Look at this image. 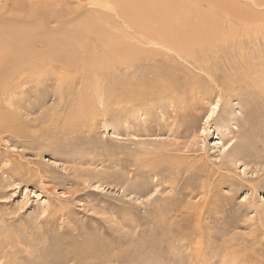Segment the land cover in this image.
<instances>
[{
  "label": "rangeland",
  "instance_id": "1",
  "mask_svg": "<svg viewBox=\"0 0 264 264\" xmlns=\"http://www.w3.org/2000/svg\"><path fill=\"white\" fill-rule=\"evenodd\" d=\"M6 1L9 4L0 10L1 17L24 15L13 11L12 2ZM48 1H58L53 5L66 12L71 29L89 13L88 0H27L26 4L31 7L39 3L37 6L41 7ZM250 1L257 0H183V4L192 8L187 15L191 19L202 15L212 20L211 32L217 34L213 46L225 51L239 50L247 56L264 55V7H255ZM181 3L175 2L178 6ZM227 5L241 10L243 19L253 16L262 23L256 21L247 35L240 17L233 14V18L230 12L234 11ZM110 15L115 17L111 12ZM32 18L36 20L35 16ZM219 19L223 23H218ZM57 24H50V29L59 28ZM225 25L227 28L222 27ZM258 28L263 32L257 33ZM177 62L188 66L191 73L201 74L184 62ZM149 73V68H143L137 75L147 81L151 80ZM121 76L106 89H117ZM260 79L233 85L225 102L219 104L217 91L209 94L208 86L212 85L204 79L203 86L193 91L208 95L190 101L192 118L180 106L184 98L180 92L177 97L174 95L179 100L175 104L169 99H145L131 107L116 97L117 101L105 98L103 106L90 88L83 94L87 102L86 109L79 113L78 130L71 133L63 127L67 117L82 104L78 86L68 98L71 101L59 98L57 86L45 88L42 93L26 90L27 95H17L21 102L16 108L23 114L21 121L26 124V131L11 133L7 126L0 134V264H13L9 252L18 253L19 264H44L52 243L59 247L57 252L61 250L62 256L66 247L73 255L86 249L89 242L101 247L94 236L104 234L106 227L113 234L120 228L131 235L125 241L114 236L108 238L113 244L105 242L104 247L115 256L110 264H126L120 259L139 253L138 246L143 254L153 249L155 253L149 254L148 262L144 257L136 264H177L179 259L180 264H192L190 253L199 238L206 242L201 264H264V76L259 82ZM54 89L56 92H52ZM40 96L46 100L44 103L38 101ZM23 101L25 104H21ZM35 101L41 103V108L24 113L23 108L33 106ZM11 108L13 112L17 110ZM5 112L7 108L2 114ZM49 117L54 121H49ZM238 150L240 156L235 159ZM155 161L167 167L151 169L146 175L141 165ZM206 176L211 184L208 190L212 189L219 202L212 210L198 214L195 227L190 217L179 212L201 202V184ZM177 216L183 217L180 231H174L180 222L176 223ZM172 234H177L176 245L173 244L176 251H163L164 256L159 258L157 248L165 243L158 240L164 235L171 238Z\"/></svg>",
  "mask_w": 264,
  "mask_h": 264
},
{
  "label": "bare ground",
  "instance_id": "2",
  "mask_svg": "<svg viewBox=\"0 0 264 264\" xmlns=\"http://www.w3.org/2000/svg\"><path fill=\"white\" fill-rule=\"evenodd\" d=\"M10 1L14 7L13 11H20L21 14L24 15L20 17H14L15 15L10 17L7 15L8 17L4 18L1 17L2 15L0 14V134L4 132V127L7 126L11 133L20 131L22 134V131H26V124L21 121L23 114L19 112L20 108H16L20 106L18 104L21 102L16 96L24 92L26 93V90H28L27 92L29 93H42L45 88H52L53 86L55 88L57 86V95L62 101H66V99L74 94L75 90H78V86L79 91L77 94L80 99H83V101L80 102L82 104L79 105L77 112H72L73 114L71 116L69 115L70 117L68 116L69 119L67 117L68 120L66 119L63 127L64 131H69L71 133L78 130L76 126L79 115H81L79 113L86 109L84 108V103L87 102V99L84 98L86 96L83 94L90 90V88L100 97V105H103L106 99L108 101L114 99L117 101L118 99L116 97H121L122 99L118 101H124L126 102H123L124 104H128V106L131 105V107L140 105L141 101L145 99H158L159 101L169 99L175 104V101L178 100L176 97L180 92L184 95V98L180 102V106L182 105V108H185V113L189 114L188 117L192 118V114L194 113L190 108L192 105L190 101L199 98L203 99L208 95L205 94V96H200L199 92L196 94L193 91L196 90L197 87L203 86L204 79L212 85V89L208 86L209 84L207 85L209 94H216L210 92L214 89L217 91L219 95V97H217L221 99V101L218 100L219 104L222 101L225 102V98L231 89H233V85L238 86L240 81H244L245 84H248L247 82L250 83L251 79L254 83L258 78L262 79L264 76V55L247 56L239 50L233 49L234 51H232L230 47V51L227 48V51H225V49H218V47L213 46V43H215L213 41H215V35L217 36V34L211 32L214 26L212 20L202 17V15H200V18L191 19L192 17L187 15L190 14L192 8L190 7L191 9L189 10L188 6L183 4V0H88V4H90L89 13L76 24L74 29H71V22H69L68 19L66 20V12L61 9L58 10V8L55 7L58 1H48V4L46 3L45 6L41 7L37 6L39 3H35L36 5L33 3L31 7H28L26 4L27 0ZM5 2L7 1L0 0V10L8 6L9 3L7 2V4H4ZM175 2L182 3L178 6ZM255 2L258 3L256 4ZM255 2H251L255 7L256 5L260 8L264 7L263 0H257ZM259 2L261 3L259 4ZM223 7L226 8L225 5H223ZM218 8L221 9V7ZM27 9L30 14L26 13ZM228 9L234 11V13L230 12L233 18V14L240 17L239 21H241L242 25L246 28L244 32H246L247 35L251 33L250 30L252 31V27L256 25V21L260 20H258V18L255 19L253 16H248V18L243 19L242 16L244 14L241 15L242 11L240 10V12L237 9L234 10V6H228ZM222 11H224V9ZM110 12L115 14L116 18L114 16L111 17L112 15H110ZM27 14H29L30 17H28L29 15ZM142 14H147L145 15L147 18L143 17ZM24 16H26V18ZM33 16H35L36 20L32 18ZM219 20L221 21V19ZM55 22L58 23L57 25L60 27L50 29L49 25ZM218 23L223 22L221 21ZM260 23H262V21ZM217 27H219V25ZM222 27L224 28L226 25ZM263 28L262 26L261 29ZM261 29L258 28L257 33H260L259 30L263 32ZM213 30H215V28ZM257 33L255 34L259 38ZM261 36L264 37L263 34H261ZM158 47L159 49H157ZM177 60L191 66L190 70H197L201 72V74L197 76L191 73V71L188 70L189 68H186L188 66L182 67L183 63L181 65ZM143 68H149L151 80L144 81L140 80V77L138 78L137 72ZM142 73H144V71H142ZM249 75L251 78H249ZM119 76H121L122 79H118L120 81L117 84L118 88L107 90V86L112 85L115 81L114 79L117 77L119 78ZM180 80L183 81L181 83L183 87L179 84ZM28 85H31L30 88H24ZM55 90L56 89L52 92H56ZM174 95L176 97H174ZM41 96L38 100L39 102L45 100L43 97L41 100ZM54 96L56 97V95ZM22 97L21 99H23ZM69 100L70 99L67 101ZM39 102L33 103V106L29 104L31 107H28L29 105L27 107L24 106V113L30 114V112H36L41 105ZM21 104H25L24 101ZM11 107H15L14 109L17 110L13 112ZM6 108L7 113L5 112L6 114L4 115L2 111ZM49 121L53 122L54 119L50 118ZM23 134L25 133L23 132ZM20 137L22 136H19V138ZM10 141L12 142L11 137ZM249 146L251 145L249 144ZM251 153L253 154L252 151ZM247 154L251 156L249 151H247ZM239 156L240 151L238 150L235 159ZM171 163L174 164L173 162ZM143 165L141 166L143 167L142 170H145V173H149L151 169L156 171L159 169L164 170L167 167L165 163L161 161L147 162ZM206 179L207 180H203L201 184L203 189V198L201 202L198 205L185 206L186 208L184 207L185 209L179 212L184 216L190 217L195 227L197 223H199L198 214L200 216L212 210L214 205L219 202V199L212 194V189L208 190L210 181L207 176ZM171 212L169 211L168 213ZM168 216L169 215H167V217ZM177 218H179V220L175 219L177 221L176 223L180 222L176 224V226L174 225L176 227L174 231L176 229L180 231L181 225L184 224V222L181 221L183 217L177 216ZM200 223H203L202 218H200ZM107 230H109V227L105 228L104 234L94 236V241L97 243L98 240V244L101 247L96 245L92 246V243L89 242L86 244L88 247L86 249L83 248V251L78 255H73L69 248L66 247L64 248L65 255L62 256L61 250L59 251L60 253L57 252L59 247L52 243L51 249H48L45 253L47 260L44 264L112 263L115 256L111 254L110 248L104 247L105 242L113 244L112 241H109V237L118 236L120 237L119 240L122 241L129 238L131 235L122 232L120 228L116 229V233L114 234ZM176 236L177 234L174 236L172 234L171 238H168L167 235H164L162 240L160 237L158 241H161V244L165 243V245L164 247L157 248L159 258L164 256L166 251L169 250L171 252L172 248H174V250H172L173 253L176 251L173 245L175 244L174 241L177 238ZM133 240H135L134 235ZM5 245L7 244L3 243V246ZM205 245L206 242H203L201 238H199L198 245L190 253L192 264L202 263L200 261ZM137 248H139V253H133L128 257L120 259V263L136 264L142 261L141 259L144 257L146 262H148L149 254L151 252L155 253L153 249L143 254L144 250H140V246ZM56 252L57 256L53 257ZM9 254L11 256V262L13 264L17 263L19 260V258H17L18 253L9 252ZM174 255V257H176L177 254ZM171 257L173 258V255ZM3 260L4 259H2V262ZM152 262L150 263L152 264ZM177 262V264H180V259Z\"/></svg>",
  "mask_w": 264,
  "mask_h": 264
}]
</instances>
